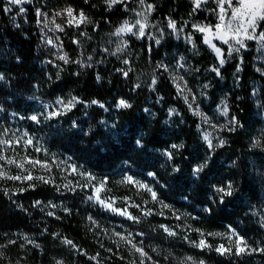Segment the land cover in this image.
<instances>
[{
  "label": "trees",
  "instance_id": "16d2710c",
  "mask_svg": "<svg viewBox=\"0 0 264 264\" xmlns=\"http://www.w3.org/2000/svg\"><path fill=\"white\" fill-rule=\"evenodd\" d=\"M64 1L86 19L63 29L66 59L53 63L36 25L39 0L23 10L0 0V134L13 124L33 135L32 156L40 161L32 180L0 176V264H159L151 256L169 264L172 254L264 264V116L253 95L264 73L255 67L256 40L225 52L220 65L194 28L197 20L217 23L213 0L205 5L210 13L194 0H144L153 5L145 34L124 37L117 28L139 0ZM170 22L191 33L194 45ZM179 54L202 110L212 114L223 96L228 100L236 123L222 131L223 145L208 147L200 117L164 65ZM87 173L102 180L98 196L114 208L96 199ZM229 183L232 195L221 201L216 189ZM96 221L127 228L145 254ZM220 233L240 235L246 251L237 254L234 243L230 253L218 252ZM202 239L208 247L197 246Z\"/></svg>",
  "mask_w": 264,
  "mask_h": 264
},
{
  "label": "rangeland",
  "instance_id": "374dc122",
  "mask_svg": "<svg viewBox=\"0 0 264 264\" xmlns=\"http://www.w3.org/2000/svg\"><path fill=\"white\" fill-rule=\"evenodd\" d=\"M7 1L9 2V0ZM31 1L32 0H22V3L18 4L17 6H19V8L23 10L24 9L23 5ZM123 1H128V0H123ZM207 1L208 0H204V2L201 3L200 7L207 9V11L210 13L211 11L209 10V8L205 6ZM213 1L217 3L216 0H213ZM107 2L110 5H115L117 3H120V2H117L113 4L111 3V0H107ZM234 4H235V0H234ZM149 5L151 6L150 10L148 7ZM69 8L73 10V15L76 17V21L71 24L69 23V20L71 18L67 15V12H66V10ZM152 11H153V5L151 3H148L144 0L137 1L136 3L132 4L131 7L128 8V12H129L128 16L124 19L121 25L117 28L116 32H118L120 28L124 27L125 24L129 26L136 25L132 29L131 32H122V33H119L118 35L120 37H124L128 33H133L138 36H141L139 34L140 25L136 24V22L139 21L140 24L145 25V28H144V34H145L148 24L150 22V16H151ZM35 12H36V25L39 28V31L41 33L42 44L50 60H52L53 63L65 60L66 52L62 46L61 33L67 25L80 24L79 14L82 11L75 9L73 6H71L69 3L65 2L64 0H39V3L35 8ZM218 12H219V9L217 5V10L216 12L213 13L216 19V22H217L216 24L219 23ZM228 16L229 17L231 16V9H229L228 11ZM216 24L207 23L204 20H197L194 22V28L198 31V27H210L213 29V31H215ZM174 30L175 32H177V34L179 33L182 34V36L185 38L186 41L194 45L195 41L191 33H185L184 31L180 32L179 29H174ZM202 34H203V40H204V37L205 35H207V33H202ZM255 34L257 36H259L260 34L257 32V29H256ZM255 40H256L255 67L257 70L264 73V40H260V39H255ZM249 41L250 40H245V47L241 48L240 51L246 48ZM212 43L216 45V47L221 49L222 58L224 59V62H225V59H226L225 52H227V54L229 55V51H230L229 46L223 44L222 41L216 38H212ZM207 45L216 54L212 46L209 44ZM236 47H239V46L236 45ZM239 52L232 51L231 54L239 53ZM220 58L221 57H218V60ZM164 65L169 70V73L172 79L174 80L180 95L189 104L193 112L196 113L200 117L201 131H202L203 138L205 136H208V139L211 140L212 145L219 144L221 140L222 141L224 140L222 131L224 129L233 127L236 123L235 117L230 113L227 98L223 96L220 99V101L215 107L214 113L209 114L205 112L197 104L196 99L190 93V89L188 88L185 80L183 79L182 72L184 69H186L189 66L188 61L182 55L179 54L176 56L172 64H164ZM253 93H254L253 95L255 97L256 103L261 110L260 113L262 114V116H264V83L259 82V81L256 82ZM65 105L66 104L64 103H59V106L63 107ZM34 138H33V135H30L24 130L19 129L13 124H11L10 127H7L0 134V156L6 157L7 159H13L16 161V163L9 164L7 163L6 159H0V171L6 173V175L2 177L7 178V177L19 175L23 179L24 176H27L29 174L31 175L38 174L40 176V168L36 167V164L28 163V161H34L32 155L36 153L37 151V142L35 143L33 142ZM28 140H31L32 143L31 144L27 143ZM4 141L10 142V143H4ZM259 141L260 143L262 142V144L264 145V131H263V135L259 136ZM28 145H31V147L27 148L26 146ZM20 163L24 164L23 169L17 167V164H20ZM262 173H264V170H262ZM87 175L89 178L88 183L91 185L93 189L92 190L93 194H95L96 195L95 197H97L98 194L96 192V188L100 187L101 184L103 185V188H104V184L102 180H99L97 175L93 173H87ZM100 201L102 200L99 198V202ZM101 204H103L104 206L111 205V207L109 208H114L113 204H108L105 202ZM120 213H125L126 215H128L124 211H121ZM112 222L113 221H109V222L96 221V223L102 229L107 230L110 234H113L114 236L121 238L130 247L141 249L139 243L134 238L135 236L132 234L131 231H129L127 228H121L122 226L120 224H114ZM215 237L217 238L218 243H219L217 248L223 245L225 249H230L231 251L234 247V243H236V246H237L238 238H240L241 236L240 235L236 236L235 234L220 233V234H217ZM234 237H237L236 240H234ZM23 238L28 242H34V239L31 235H24ZM239 246L245 247L246 244L244 242L243 244ZM230 251L225 252V253H230ZM143 253L145 254V252ZM153 259L158 261L159 264H163L158 260V258H155V256H151V260ZM165 259L169 261V264H207L205 261L198 259L191 255L172 254L171 257L165 256Z\"/></svg>",
  "mask_w": 264,
  "mask_h": 264
},
{
  "label": "snow or ice",
  "instance_id": "6c2138e0",
  "mask_svg": "<svg viewBox=\"0 0 264 264\" xmlns=\"http://www.w3.org/2000/svg\"><path fill=\"white\" fill-rule=\"evenodd\" d=\"M117 2L122 3L123 0H111V3H113V4L117 3ZM202 2H204V0H194L195 7L199 8ZM216 2L218 5V9H219V12H218L219 23L215 25V31H213V29L210 27H198V31H200L201 33H207V35H205V37H204V42L206 44H209L212 46V48L216 52L217 56L221 57L219 59L220 65H223L224 59L222 58L221 49L216 47V45H214L212 43V38L219 39L220 41L223 42V44L228 45L229 49H230L229 55H231L232 51L239 52L241 48L245 47V40H254V39L264 40V32H261L259 34V36H257L255 34L259 22L264 21V0H235V4H234V0H216ZM9 3L18 5V4L22 3V0H9ZM148 7L150 10L151 6L149 5ZM229 9H231V16L230 17L228 16ZM8 10L9 9H5V11H8ZM66 12H67V15L71 18L69 20V23L70 24L74 23L76 21V17L73 15V10L71 8H69L66 10ZM85 19L86 18L84 17V14L81 12L79 14V22L83 23L85 21ZM136 24L140 25L139 26V34L141 36H143L145 25L140 24L139 21H137ZM135 26L136 25L129 26V25L125 24L124 27H122L118 30L117 34L122 33V32H131ZM169 27L175 29L176 25L174 22H170ZM236 45H238L239 47H236ZM213 70L216 71L217 74H219L218 68L213 69ZM124 74L127 75V73H124ZM58 103H63V102L58 101ZM71 103L72 102L70 101L69 104L66 105V107H70ZM94 103H95V101H94ZM120 106L130 107L131 105H129L124 100H121ZM58 114L59 113L57 112V113H50L49 115H58ZM30 119L38 122L37 116H32V117H30ZM204 139H205V141H207L208 147L212 148L213 145H212L211 140L208 139V136H205ZM4 143H10V142L4 141ZM27 143L31 144L32 141L28 140ZM223 143H224V141L221 140L220 145H223ZM172 147L175 148L177 146L173 145ZM166 155L168 156L169 159H171V153H167ZM0 159H6L7 163H9V164L16 163L15 160L7 159L6 157H3V156H0ZM28 163L40 164V161H28ZM206 166H207L206 163L198 165L197 167H195L193 169V174L196 175V174L200 173ZM17 167L23 169L24 164L23 163L17 164ZM44 167H47V165H44ZM175 170L178 171V169H175ZM5 175H6V173L0 171V176H5ZM150 175H154V174H150ZM7 178L15 179V180L22 179V177L19 175L7 177ZM35 178L41 179V180L44 179L43 177H35ZM23 179L24 180H32V179H34V177L31 174H29L27 176H24ZM127 179L129 182L132 181L131 177H128ZM102 188H103L102 184L100 187L96 188L97 194L102 190ZM216 191L218 193L222 194V196H221V201H222L223 196H231L232 195V185L229 183L226 187L217 188ZM152 195H153V198L155 199L156 194L153 192ZM90 199H91V197H90ZM96 199L99 200L98 195H97ZM100 202L104 203L103 201H100ZM107 206L111 207V205H107ZM113 210L115 211V209H113ZM121 214H125V213H121ZM66 243L72 244V241L69 240V241H66ZM243 243H244L243 238L242 237L238 238L237 254H240V253H243L246 251L245 247L239 246ZM197 246L198 247H208L209 245H207L206 241L202 239ZM136 250L138 252H141L142 255H144L142 249H136ZM216 250L218 252H221L222 254L230 251V249H225L223 247V245H221Z\"/></svg>",
  "mask_w": 264,
  "mask_h": 264
}]
</instances>
